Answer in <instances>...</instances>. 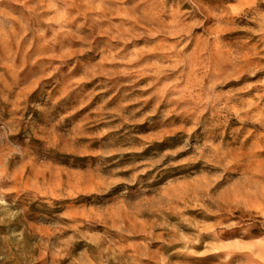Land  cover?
<instances>
[{
    "label": "rangeland",
    "instance_id": "374dc122",
    "mask_svg": "<svg viewBox=\"0 0 264 264\" xmlns=\"http://www.w3.org/2000/svg\"><path fill=\"white\" fill-rule=\"evenodd\" d=\"M0 264H264V0H0Z\"/></svg>",
    "mask_w": 264,
    "mask_h": 264
}]
</instances>
